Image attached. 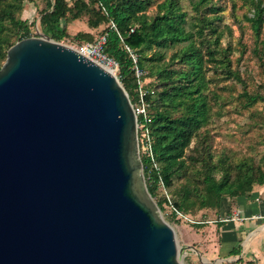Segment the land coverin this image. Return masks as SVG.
Here are the masks:
<instances>
[{
	"label": "water",
	"instance_id": "obj_1",
	"mask_svg": "<svg viewBox=\"0 0 264 264\" xmlns=\"http://www.w3.org/2000/svg\"><path fill=\"white\" fill-rule=\"evenodd\" d=\"M0 264H181L119 78L47 35L0 67Z\"/></svg>",
	"mask_w": 264,
	"mask_h": 264
},
{
	"label": "trees",
	"instance_id": "obj_2",
	"mask_svg": "<svg viewBox=\"0 0 264 264\" xmlns=\"http://www.w3.org/2000/svg\"><path fill=\"white\" fill-rule=\"evenodd\" d=\"M25 0H0V67L5 61L6 52L15 42L30 36V24L20 18ZM192 14L182 9L179 0H162L156 4L155 11L147 13L148 0H47L48 7L41 10L39 24L42 34L55 41L69 38L66 23L79 15H89L90 27L101 23H113L100 34H106L105 52L118 63L121 84L133 103L137 96V83L133 74V62L124 45L138 55L137 64L143 68L145 51L156 48L152 59H161L162 50L176 47L170 56V62L159 64L152 74L157 76L155 96L150 91L144 95L147 103L149 121L146 127L151 140V155L139 147L143 164V174L147 189L153 198L160 186L170 188L175 176L190 175L176 191V198L165 196L156 200L162 210L163 204L171 207L172 217L176 211L188 217L193 226L203 227V220H194L188 213L193 207L198 210L214 209L222 211L223 197L230 201L249 193L254 185H264V168H254L246 161L234 166L236 173L230 174L224 160L213 161L206 156H189L194 168L186 161V150L192 139L199 134L209 109L204 87L209 78L206 71L211 68L220 70L225 77L242 82L231 68L230 47L220 46L222 31H216L215 19L220 7L212 0H189ZM250 15L244 14L254 35L253 53L262 62V44L260 30L263 22L261 0H250ZM232 10L235 5L232 4ZM71 8L74 13L70 14ZM64 21V25H62ZM132 30V31H131ZM99 34V35H100ZM90 32L79 31L73 39L78 43L92 42ZM178 64L179 66H173ZM241 97L244 106H252L264 101V94L249 92L244 88ZM140 118L138 117V121ZM220 171L221 175L215 173ZM232 207V202L229 204ZM230 207V209H231ZM225 222L215 221L217 227ZM238 248L230 251L239 254ZM259 264L255 260L238 258L220 264Z\"/></svg>",
	"mask_w": 264,
	"mask_h": 264
},
{
	"label": "rangeland",
	"instance_id": "obj_3",
	"mask_svg": "<svg viewBox=\"0 0 264 264\" xmlns=\"http://www.w3.org/2000/svg\"><path fill=\"white\" fill-rule=\"evenodd\" d=\"M147 13L155 11L156 4L162 0H148ZM262 6L264 7V0ZM182 9L191 15L192 9L189 0H179ZM220 7L219 19H215L216 31H222L220 46L230 47L229 57L231 58V68L239 75L242 82L225 77L219 71L209 68L206 71L208 79L204 87V93L208 99L209 109L204 120V125L191 141L189 149L186 150V161L189 167L194 168V161L189 156L202 154L211 155L213 161L224 160V165L228 167L230 174L234 175V166L240 161H246L254 168H264V101H257L252 106H244L242 101V91L244 88L249 92H260L264 94V65H261L253 53L254 35L249 22L244 19V14L250 15L252 6L250 0H212ZM232 4L235 8L232 10ZM48 7L47 0H25L19 16L30 24V36H41L42 31L39 24L41 10ZM74 13L71 8L70 14ZM263 22L260 30V39L263 41L262 62L264 63V11ZM89 15L83 13L76 19L66 23L69 38L62 39L61 43L75 46L78 43L73 36L79 32H90L93 37L104 32L111 23H101L97 27H90L88 24ZM62 21V25H64ZM84 42V41H83ZM178 46L162 50L161 59H152V54L156 48L145 51L146 58L143 60L142 76L138 78L135 73L137 86L147 92L150 91L155 96L157 87V76L152 72L159 64L169 63L171 54ZM173 66H179L174 64ZM114 74L119 78L118 69ZM121 82V81H120ZM136 102V98L134 100ZM133 102V103H134ZM218 177L221 172L215 173ZM189 174L181 177L175 176L170 188L160 186L156 191V198L168 197L170 200L176 198L178 188L189 180ZM224 211L217 213L214 209L204 208L198 210L193 207L188 213L194 220H203V227L193 226L192 221L180 218L178 215L172 217L171 207L163 204L160 209V216L172 227L178 249L179 261L181 264H220L229 262L221 256L217 247L219 236L217 233L216 220L229 216L234 206H228L232 201L227 196L223 197ZM231 207V209H230ZM226 222V221H224Z\"/></svg>",
	"mask_w": 264,
	"mask_h": 264
},
{
	"label": "crops",
	"instance_id": "obj_4",
	"mask_svg": "<svg viewBox=\"0 0 264 264\" xmlns=\"http://www.w3.org/2000/svg\"><path fill=\"white\" fill-rule=\"evenodd\" d=\"M223 206L224 203L222 211ZM232 206L231 212L237 211L243 219L229 220L217 227L218 253L229 262L241 258L264 264V218L256 217L264 216V185H254L249 193L233 199ZM233 248H238L239 254L231 255Z\"/></svg>",
	"mask_w": 264,
	"mask_h": 264
},
{
	"label": "built area",
	"instance_id": "obj_5",
	"mask_svg": "<svg viewBox=\"0 0 264 264\" xmlns=\"http://www.w3.org/2000/svg\"><path fill=\"white\" fill-rule=\"evenodd\" d=\"M113 26L114 24L111 23V27ZM105 44H106V34H100L92 42H82L73 47L79 52L101 62L108 69L115 71L118 69V63L113 57H111L105 52ZM124 48L129 53V56L132 59L133 62L132 68L136 77L139 80V77L142 76L143 72L142 69L137 64L138 55L127 45H124ZM145 93L146 92L142 89L140 85L137 86L136 102L134 103L131 102V103H132L133 111L136 116L138 145L139 147L141 146V149L144 152L151 155V140L149 137L148 129L146 127V123L149 121V118L147 115V103L144 99ZM138 117L140 118L139 121H138ZM176 213L178 217L183 219L185 218L188 221H192L188 217L181 214L180 212L176 211ZM256 217L264 218V216L261 215H258ZM242 219L243 217H241L237 211H232L229 216H225L221 220L229 221V220H242Z\"/></svg>",
	"mask_w": 264,
	"mask_h": 264
},
{
	"label": "bare ground",
	"instance_id": "obj_6",
	"mask_svg": "<svg viewBox=\"0 0 264 264\" xmlns=\"http://www.w3.org/2000/svg\"><path fill=\"white\" fill-rule=\"evenodd\" d=\"M110 70V69H109ZM114 73V70H111Z\"/></svg>",
	"mask_w": 264,
	"mask_h": 264
}]
</instances>
